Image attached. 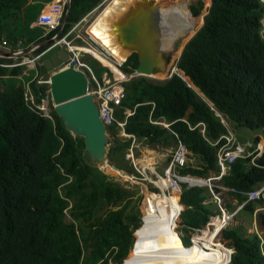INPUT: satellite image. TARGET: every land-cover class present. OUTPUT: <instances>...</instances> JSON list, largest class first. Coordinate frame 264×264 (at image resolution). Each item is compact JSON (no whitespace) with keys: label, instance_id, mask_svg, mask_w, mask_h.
<instances>
[{"label":"trees","instance_id":"obj_1","mask_svg":"<svg viewBox=\"0 0 264 264\" xmlns=\"http://www.w3.org/2000/svg\"><path fill=\"white\" fill-rule=\"evenodd\" d=\"M52 1L0 0V46L7 45L12 55L20 44L30 48L51 41L56 34L45 37L44 33L54 21L46 16L42 19L45 31L33 26ZM103 1L73 0L64 35ZM191 9L195 17L207 10L210 14L182 55L180 50L201 22L195 21L187 28L182 47L173 52L180 45L172 44L173 50L169 46L174 54L168 57L167 74L177 66L205 100L176 74L162 83L145 77L125 82L126 99L108 128L116 137L119 123L126 122L124 132L131 136L115 138L109 149L112 163L120 170L138 176L120 160L133 149L135 141L153 148H175L181 143L200 160L198 167L179 168L181 175L217 177L220 147L213 144L229 136L222 118L228 124L261 131L264 137V3L203 0ZM60 11L57 7L52 13ZM47 50L43 45L37 53ZM7 63L15 65V60L0 59V264H128L130 261H125L130 252L132 257L136 253L130 264H174V256L159 249L154 239L153 228L146 220L150 213L144 202L139 205L138 190L120 185L91 166L85 159L88 154L84 140L67 132L54 110V122L32 110L25 99V84L33 82L31 90L39 103L48 85L34 81L35 73L21 79L26 68L2 67ZM87 64L98 79L104 74L117 79L111 67L99 58ZM138 65L134 53L122 71L133 74ZM40 69L47 73L45 67ZM259 142L257 137L255 145ZM225 144V140L220 142V146ZM153 165L154 161L149 160L142 169L155 173ZM154 183L161 193L172 185L161 176ZM263 184L264 152L255 166L252 159L238 160L220 181L222 187L240 193L254 191ZM182 189L179 194L175 186L172 199L183 225L185 250L197 253L187 260L191 258L194 264H230L232 258L231 264H264L263 239L246 234L243 228L225 231L223 237L230 242L229 248L224 252L217 249L216 242L227 225L223 218H214L210 223L213 228L209 225L203 235L196 236L195 249L190 248L189 234L206 227L219 212L207 205L213 197L208 189L186 185ZM149 191L154 197L159 194L154 186ZM231 196L240 204L246 201L240 195ZM258 204L264 209V201H260L249 204L242 213L253 218ZM67 217L71 222H66ZM260 217L264 227V214ZM174 237L180 241L176 234Z\"/></svg>","mask_w":264,"mask_h":264},{"label":"rangeland","instance_id":"obj_2","mask_svg":"<svg viewBox=\"0 0 264 264\" xmlns=\"http://www.w3.org/2000/svg\"><path fill=\"white\" fill-rule=\"evenodd\" d=\"M201 1H203V0H162L161 7L170 8V7L178 6V5L183 4V3H189L190 7H192L193 5L200 4ZM205 1H207V0H205ZM64 2H65V0H53L48 6L51 8V7H55L56 5H63ZM211 4H212V1H210L209 5H211ZM144 6L150 8V9H153L155 11H157V10L160 11L161 10V7H158L156 5H154L153 7H150L149 5L146 6V4H145ZM50 8H48V11L52 10ZM106 8L103 10V12L106 10ZM100 11H98L94 16L90 17L89 21L91 22V21H94L95 18L97 19L103 13L102 12L100 14ZM207 14H208V10L203 12V14L200 17H197L198 19L202 18V22L198 25L197 29H199L201 27L202 23L204 22L205 16ZM58 16H59V13H57V14L56 13H51L48 16H46V18H47L48 21L50 19V22L54 21L56 23V21L58 20ZM40 19L38 21V24L33 26V28H41V27H39ZM94 23H95V21H94ZM94 23H92V24H94ZM92 24H91V26H92ZM87 26H83L81 29H79V31H77V33L69 39V42H72V43H74V45H76L78 47H81V48H89L90 46H93L94 44H92L87 37L83 38L82 44L80 43V40L78 39V36L81 33H85L83 31V29L85 27H87ZM46 33H47V30L45 31L44 36H45ZM194 33H195V31L193 32V34ZM88 35H89V31H88ZM91 36L95 37L94 34H92ZM62 39H65V38H62ZM0 48H4V47L0 46ZM32 48L28 49L25 46L23 48H20L18 53L30 52ZM59 50L60 49H57L56 51H54L53 53L48 55L44 60H42L39 63H33L34 58L38 57V53H37L38 50H37L35 53L32 54V57L24 56V57L20 58L19 60H15V63H14L15 65H9V63H7L6 66H18V67H15V68H19V67L26 68V71H24L23 75L20 77L23 80L26 78V76L29 77L33 73H35V75H36L35 79L36 80H41L42 82L46 83V82H48L51 74H49L48 72L46 74H43L41 69H39V68H43L42 67L43 62L46 59L50 58L55 53H57ZM16 51H18V50H16ZM130 52L131 51H129V54H130ZM180 52H181V50H180ZM173 54L174 53H168V54H166V56L170 57ZM91 55H95L97 58H99L100 61H102V63L104 65H109L111 67V70L114 73L113 75L115 77H117V79H114V80L121 79L123 77V74L130 75V76L134 75V73L133 74H128V73L123 72L122 71V67H116V65H115V63L113 61H111L108 58H105V56L102 55V53L96 48L89 49L88 53H86V54H84L82 56V58H81L82 63L86 64V63H88L89 60L93 59V57H91ZM106 55L109 56L113 60V58L107 52H106ZM3 59H5V58H3ZM8 60H12V59H8ZM115 62H117V61H115ZM8 69H14V68H8ZM156 76H157V78L159 80H154V81L160 82V83L165 82V80L168 78L167 71H165V72L158 71ZM51 122H54V120L51 121ZM118 128H119V130H118V134H117L116 137L111 136V134L109 133V145H108L109 149L111 147H113L115 138H119V139H122V140H124L125 138H129V137H126L124 135V130H123L122 127L119 126ZM227 128H228V131H229V136L231 135L230 131H233V135H234V137H236V139L238 141V144L243 146V147L248 145V144H250L251 146L256 148L258 146V145H255V139L257 137H259V139L261 141V144H263V146H264V137H263V134L261 133V131L253 132V131H250V130L245 129V128H240V127L236 126L235 124H233L232 122H229V124L227 123ZM132 148H133V152H132V150L131 151H126L125 158H121L122 157L121 156L120 160L122 161L124 166L132 167L138 173V176L135 173L134 174H130L127 171L119 169L120 170V174L122 176H120V175L114 176L113 177L114 181H116L117 183H119L120 185H122L124 187L138 190L137 198H138L139 205L142 202H144L146 208L149 210L150 216L147 217L146 220H147L148 224L153 228L154 235H155L154 239L155 240L157 239L159 241V248L160 249H164L162 244H160L161 241H160L159 233H158V231H157V229H156V227H155V225H154V223L152 221L153 220L152 219V213H153V211H155L156 213H158L161 216L160 220H162L161 225H162V228H164V235L166 236V238H168V239H170V240H172L174 242V244L176 245V250H177L178 254L180 256H182V258H183V260H180V262L176 261L174 264H180V263H182V264H194L192 262L191 258L189 260H187V258L190 257V256H194L193 254L195 253V255H196L197 253L196 252L187 253L189 251L183 250V247H184V249H187V248L184 246V242L182 240V236L179 234V232L181 233V226L183 227V225L181 224L182 223L181 222V218L178 217V212L175 211L173 208H171V206L168 205V202H166V212L167 213H164L163 210L159 211L157 209L158 205H157V200L156 199L160 196L161 191H160V188L154 183L155 180H156V174L148 170V171H146L147 176H145V175H143V169H142L143 165L147 161L153 160L154 161V165L153 166L155 168V171L158 174L162 175L161 177H163L164 174H165V171L167 170V168L169 166L170 159H172V156H173V154H174V152L176 150V147L175 148H162V147L153 148V147L147 145L145 142H136L135 141ZM85 159H86V161L88 160L87 162L90 161V157L89 156H86ZM190 165L193 166V167H198L200 165L199 158H197L195 156H190ZM214 175L215 174H211V176H210L211 178H208V179L203 178V179H206V180L212 179L214 177ZM125 176H128L130 178H126ZM139 176H141V177H139ZM168 181L170 183H172L170 180H168ZM172 185H173V183H172ZM213 185L214 186H218V185H220V183L219 182H215ZM151 186H154V187H156L159 190V194H158L157 197L152 196V194L150 193L149 190H150ZM161 189H162V187H161ZM173 190H174V186H173V189H172L170 195H168V193L165 192V196L167 198H170L172 196L171 194H173ZM219 192H221V191L219 190ZM220 198H221V204L214 197H212V200H210L207 203V205H211V209H212L213 212H215V213L219 212L218 216H215V218L216 217L222 218V214H221V211H220V206L223 207L225 205V210H226L227 213L228 212L232 213L233 211H235V212L238 211L237 210L238 206L233 208V206L229 203V199H228L227 194L223 193V195H221ZM144 199H145V201H144ZM165 200L166 199L164 197V201ZM159 201H160V199H159ZM229 208H231V210H229ZM257 209H262V211L258 214V217H257V231L260 233L259 236L262 237L263 242H264V227L262 225V221H261V217H260L262 214H264L263 206L258 204ZM211 218H213V217H211ZM211 218H210L209 224L212 222ZM66 222L67 223L71 222V219L69 217H67L66 218ZM255 223H256L255 215H254L253 218H251L249 216V214L239 213L237 215L236 219L234 220L233 224L231 225V227H229L228 229L243 228L244 232L246 234L257 235V233L255 232ZM208 225H207V227H208ZM207 227L206 228L204 227L203 229H201V233L205 229H207ZM174 234H176L178 236V238H180V241L174 237ZM194 235H197V232ZM189 237L192 238V234H189ZM181 242L183 244V247H182ZM229 244H230V242L226 241L224 239V237H223V233H221L220 234V238L216 242L217 249L221 250L222 252H224L227 248H229ZM189 245H190V243H189ZM189 245H187V246H189ZM155 246H156V244H155ZM190 248L193 249V247H190ZM130 253H129V256L127 257V259H126V262L130 261V263H131L132 261H134V259L136 257V253L133 256L134 258L130 255ZM197 256H199V255H197ZM177 259H179V258H177ZM130 263H128V264H130Z\"/></svg>","mask_w":264,"mask_h":264},{"label":"water","instance_id":"obj_3","mask_svg":"<svg viewBox=\"0 0 264 264\" xmlns=\"http://www.w3.org/2000/svg\"><path fill=\"white\" fill-rule=\"evenodd\" d=\"M211 6H213V1ZM71 10L72 6L69 7L65 24H67ZM160 14L162 13L158 10L155 11L142 6L136 11L133 10L129 17L120 25V42L125 49L131 51L127 60L134 53L138 55L139 59V65L134 75H126L129 80L140 77L159 80L155 77L157 72L167 71L168 57L158 53L156 47V24L158 23V16ZM209 14L210 12L205 16L201 27L204 25L206 17ZM197 32L186 42L185 47ZM43 45L49 47L55 45V41L52 40ZM185 47L181 50L180 55H182ZM22 56L0 53V58L5 59L18 60ZM71 59L68 49L61 48L57 53L43 62V67L51 74L48 86L55 105L54 111L62 120L67 132L75 138L84 140L86 153L90 157L89 164L96 167L108 178L118 176L120 175V170L110 159L108 128L101 119L95 97L90 93L89 78L82 71L76 70V64ZM175 74L181 77L190 88H193L205 100L200 90L188 81L177 66L172 69L165 81L171 79ZM212 109L214 110V108ZM216 115L222 118L220 113L216 112ZM222 119V122L227 125L226 120ZM124 135L131 138L125 132Z\"/></svg>","mask_w":264,"mask_h":264},{"label":"built area","instance_id":"obj_4","mask_svg":"<svg viewBox=\"0 0 264 264\" xmlns=\"http://www.w3.org/2000/svg\"><path fill=\"white\" fill-rule=\"evenodd\" d=\"M113 0H106L104 3L107 4V6L109 4L112 3ZM264 3V0H261ZM103 3V5H104ZM72 4V0H65L63 5H56L55 7H51L50 11H47L45 13H43V15L41 16L40 22H39V26L43 28V26L41 25V21L42 19L51 14L53 11H55V9L58 7L61 9L59 16H58V20L56 21V23L54 24H50L49 26H47V34L46 37L56 33L57 35L53 38V40L55 41V45L50 47V49L45 52L44 54L34 58L33 63H39L41 62L46 56H48L49 54L53 53L54 51H56L59 48H66L68 49V52L71 54V60L73 63L76 64V70L78 71H82L83 73H85L90 81V87L89 90L91 91L90 93L95 97L96 102L98 104L99 110H100V114H101V119L103 120L105 126L107 128H109L110 126H112L115 122V112L116 110L122 106L123 101L126 99V91L124 88V83L128 82L129 79L126 77L125 74H123V77L119 80H114V78H110L107 74H104L102 77V79H98L97 77L94 76L91 68L88 66V64L86 63H82L81 58L84 54L88 53L89 49H98L104 56L105 58L110 59L111 61H113L109 56L106 55V50L102 49L97 42L95 41V39L91 36L88 35V31L91 28V24L94 23V21H96V18L94 19V21H89L90 17L94 16L98 10L103 6L101 5L100 7H98L97 9H95L93 12H91L86 18H84V20L82 22H80L79 24H77L71 32H69L68 34H66L64 37V30H65V23H64V18L67 14L68 8L71 6ZM88 25V26H87ZM83 26H87L83 29V31L85 33H81L78 36V39L80 40V43L82 44L83 42V38H88L89 41L94 44L93 46H90L89 48H81L78 47L76 45H74V43L69 42V39L74 36L77 31H79V29H81ZM264 34V32H263ZM65 38V39H62ZM7 46V45H5ZM23 44H20L19 46V50L20 48H23ZM39 49L38 46H34L31 51L27 54H30V57H32V54L35 53L37 50ZM18 54H23L24 56L26 55L25 52H21ZM93 57H95V55H91ZM116 65V67H123V65L126 63V61H124L123 63H117L115 61H113ZM1 66V65H0ZM21 66V65H20ZM4 68H15L18 66H2ZM36 71V70H35ZM30 77V76H29ZM34 81H38L39 85H48V82L44 83L41 80H34ZM31 83L33 82H28L25 84V99L27 101L28 106L39 113L40 116H42L43 118L53 121V117L51 112L55 109V105L52 101V96L50 93V90L48 89L45 93V95L41 98L40 103L38 102V98L36 97V95L31 91ZM128 115H131V113H128ZM159 125L164 126L165 128L169 129L170 124L167 123H156ZM126 125V122L124 123H119V126L123 128ZM222 140H225L226 144L223 146H220V142ZM213 146H217V148H219L218 150V155H217V166L219 168V173L216 175L217 177H214L213 179H202L196 176H191V175H181L178 172L179 168H184L186 166L189 165L190 163V156L192 155L187 149L186 147L179 143L178 145H176V150L172 156V159H170V163L169 166L167 168V170L165 171L164 174V178H167L168 180H170L173 185L170 186V188H168L166 190V192L168 193V195H170L173 186H178L179 190L177 191V193H181L182 192V187L183 185H186L188 188H192V187H203L206 188L208 190H210V192L212 193V195L220 202L221 204V199L219 197V193H216L215 191H222L224 193L227 194H237L242 196L243 198H245V202H243L241 204V206L238 207V211L236 213L233 214H229L226 213L221 206H220V210L222 212V218L223 221L226 220L227 225L223 228L224 229H228L230 226V223L232 220H234V218L237 216V214L240 211H243L245 209L246 206H248L251 203H257L260 201H264V184L251 192L248 193H239L236 192L234 190H229L227 188H224L222 186H214L213 184L215 182H220L222 180L223 177L227 176L231 166H233L234 164L237 163L238 160H247V159H253L252 163L255 166V160H257L259 157H261L263 155V149H261L259 146L251 152V150L253 149V146H251L250 144L246 145V146H241L239 144H237L236 139L233 135L227 136V137H223L221 138V140L219 139L217 142H215L213 144ZM133 152V149H132ZM146 171L148 170H143V175L147 176ZM156 174V179H158L160 176V174H158L157 172H155ZM178 194V195H179ZM262 211V210H261ZM264 211V209H263ZM156 213L153 212V215H155ZM214 220V218H211V221ZM225 222V223H226ZM211 227V224H209ZM208 227V228H210ZM213 228V227H211ZM200 231H197V233H199ZM203 234V233H201ZM195 236H199V235H195ZM194 241V239H193Z\"/></svg>","mask_w":264,"mask_h":264},{"label":"bare ground","instance_id":"obj_5","mask_svg":"<svg viewBox=\"0 0 264 264\" xmlns=\"http://www.w3.org/2000/svg\"><path fill=\"white\" fill-rule=\"evenodd\" d=\"M161 3L162 0H114L111 4H109L106 10L96 19V22L92 24L91 29L89 30V36L94 34L95 37H91H93L95 41L104 50H106V52L113 58V60L117 61L118 63H123L127 60L129 56V51L125 49L120 42V25H122V23L129 17L130 13L133 10L136 11L139 7H142L145 4L146 6L149 5L150 7H153L154 5L161 7ZM160 11L162 14L158 16L159 20L156 24V47L158 53L166 55L168 53H171L170 48L173 50L172 44L174 45L175 43L178 46L181 42L183 43L182 39L185 38V32L187 28L191 26L194 21L202 22V18L198 19L197 17H194L189 3H183L170 8L161 7ZM197 30L198 29H196L195 33L197 32ZM194 34H191L189 39ZM185 44L183 45V47L181 46L182 44L178 46V49L180 47H182L183 49L185 47ZM176 50L177 48L174 49L173 52H175ZM155 77L157 78L156 75ZM260 148L263 149L261 144ZM120 176L122 175L120 174ZM171 197L169 198L170 200ZM165 199L169 201L167 197H165ZM156 200L158 205L157 209L159 211L163 210L164 213H167L166 200L164 201V194L161 193ZM153 212L156 213L155 211ZM160 218L161 216L158 213H156L155 215H153L152 213V221L159 233L161 241L160 244H162L166 253H169L174 256V261H178L177 258H179V260H183L182 256L178 254L174 242L166 238V236L164 235V228H162V220H160ZM192 247L194 250L195 245H193ZM183 250L185 249L183 248ZM189 250L190 249L186 251Z\"/></svg>","mask_w":264,"mask_h":264},{"label":"clouds","instance_id":"obj_6","mask_svg":"<svg viewBox=\"0 0 264 264\" xmlns=\"http://www.w3.org/2000/svg\"><path fill=\"white\" fill-rule=\"evenodd\" d=\"M105 1H106V0H105ZM105 1H103V3H104ZM72 2H73V0H72ZM103 3H102L101 5H103ZM101 5H100V6H101ZM71 6H72V4H71ZM100 6H99V7H100ZM106 7H107V4L103 5V6L98 10V11L101 10V11H100V14L103 12V10H104ZM48 8H50V7H48ZM48 8H47L43 13L47 12V11H48ZM97 8H98V7H97ZM97 8H96V9H97ZM68 12H69V8H68V11H67L66 16L68 15ZM92 12H93V11H92ZM209 12H210V11H209ZM100 14H99V15H100ZM99 15H98V16H99ZM66 16H65V17H66ZM83 20H84V19H83ZM83 20H82V21H83ZM82 21H81V22H82ZM64 23H65V20H64ZM65 25H66V24H65ZM46 34H47V33H46ZM46 34H45V37H46ZM54 34H56V33H54ZM56 35H57V34H56ZM56 35H55V36H56ZM49 36H50V35H49ZM64 36H65V35H63V37H64ZM47 37H48V36H47ZM52 40H53V39H52ZM52 40H51V41H52ZM48 42H50V41H48ZM48 42H47V43H48ZM34 46H36V45H33V46H31L30 48H32V47H34ZM40 46L43 47V45H40ZM40 46H38L39 49L41 48ZM52 46H54V45H52ZM52 46L47 47L48 50H49L50 47H52ZM3 47H4V46H3ZM5 47H6V46H5ZM24 47H25V46H24ZM26 48H27V47H26ZM30 48H28V49H30ZM39 49H38V51H39ZM59 49H61V48H59ZM48 50H47V51H48ZM47 51H46V52H47ZM18 52H19V50H18ZM18 52L15 53V54H18ZM27 53H29V52H27ZM27 53H26L25 56H29V57H30V54H27ZM44 53H45V52H44ZM44 53H43V54H44ZM3 54H5V53H3ZM15 54H12V55H15ZM9 55H11V54H9ZM18 55H23V54H18ZM41 55H42V54H41ZM49 55H50V54H49ZM38 56H40V55H38ZM22 57H24V55H23ZM22 57H21V58H22ZM46 57H47V56H46ZM46 57H45V58H46ZM91 57H93V56H91ZM95 57H96V56H95ZM95 57H93V58H95ZM45 58H44V59H45ZM1 59H2V58H1ZM10 59H11V58H10ZM44 59H43V60H44ZM12 60H16V59H12ZM18 60H19V59H18ZM126 62H127V61H126ZM42 67H43V65H42ZM39 69H40V68H39ZM102 77H103V76H102ZM48 81H49V80H48ZM48 89H49V86H48ZM225 126H227V125H225ZM258 146L260 147V144H258ZM258 146H257V147H258ZM257 147H256V148H257ZM256 148L253 147L252 150L254 151ZM252 150H251V152H252ZM263 152H264V146H263ZM261 157H262V156H261ZM261 157H259V158H261ZM259 158H258V159H259ZM252 160H253V159H252ZM255 161H256V160H255ZM254 163H255V162H254ZM252 165H253V163H252ZM199 178H200V177H199ZM213 178H214V177H213ZM213 178H212V179H213ZM202 179H203V178H202ZM219 183H220V182H219ZM219 186H221V185H219ZM229 190H230V189H229ZM209 191H210V190H209ZM234 191H235V190H234ZM223 193H224V192H222V191L219 192V197H220ZM239 193H240V192H239ZM225 194H227V193H225ZM211 195H212V194H211ZM227 196H228V198H229V202L232 201L231 198L234 199V198L231 196V194H227ZM213 197H214V196H213ZM214 198H215V197H214ZM215 199H216V198H215ZM220 199H221V198H220ZM216 200H217V199H216ZM234 200H235V199H234ZM217 201H218V200H217ZM236 201H237V200H236ZM238 203H239V202H238ZM239 206H241L240 203L238 204V207H239ZM236 207H237V206H236ZM222 208L225 210V205H224ZM226 209H227V208H226ZM227 210H228V209H227ZM237 210H239V209H237ZM220 211H221V210H220ZM243 211H244V210H243ZM243 211H240L239 213H242ZM225 212H226V211H225ZM233 212H234V211H233ZM233 212H232V213H233ZM226 213H227V212H226ZM228 213H229V214H232V213H230V212H228ZM234 213H236V212H234ZM239 213H238V214H239ZM221 214H222V212H221ZM238 214H237V215H238ZM179 217H180V216H179ZM236 217H237V216H236ZM236 217L234 218V220L236 219ZM213 218H215V217H213ZM216 218H218V217H216ZM234 220L231 221L230 226L233 224ZM208 224H209V223H208ZM208 224H207V225H208ZM230 226H229V227H230ZM206 227H207V226H206ZM206 227H205V228H206ZM227 230H229V229H224V230L222 229L221 233L224 234V232L227 231ZM197 231H200L199 233H197V235H199V236L203 235V234H201V230H194V232H193V234H192V238H191V240H190L192 246L194 245V241H193V239L196 237L194 234H195ZM179 234H180V232H179ZM180 235H181V234H180ZM193 235H194V236H193ZM257 235H258V234H257ZM231 263H232V262H230V264H231Z\"/></svg>","mask_w":264,"mask_h":264},{"label":"crops","instance_id":"obj_7","mask_svg":"<svg viewBox=\"0 0 264 264\" xmlns=\"http://www.w3.org/2000/svg\"><path fill=\"white\" fill-rule=\"evenodd\" d=\"M96 22V21H95ZM3 49V52L5 53V54H10V52H11V50H10V48H8L7 46L5 47L4 46V48H2ZM231 132V135H233V131H230ZM234 136V135H233ZM235 139H236V137H235ZM236 142H237V144H238V141H237V139H236ZM259 144H261V141L259 142ZM261 146H262V148H263V144H261ZM175 187V186H174ZM164 192V191H163ZM164 194V197H166L165 196V193H163ZM173 195V194H172ZM223 195V194H222ZM169 201H167L166 200V202H170V203H168V205H170L171 206V208H173V204H174V202H173V199H172V197H171V200L169 199V198H167ZM229 199V198H228ZM231 202H229L232 206H233V208L234 207H236V206H238V201H236V200H234V199H232L231 198ZM168 209V208H167ZM169 210V209H168ZM261 210L262 209H257V211H256V213H255V217H256V223H255V232L258 234V235H260V233L257 231V217H258V214L261 212ZM235 212V211H234ZM233 212V213H234ZM232 213V214H233ZM178 217H179V214H178ZM231 227V226H230ZM181 234V236H183V233H180ZM262 238V237H261Z\"/></svg>","mask_w":264,"mask_h":264},{"label":"flooded vegetation","instance_id":"obj_8","mask_svg":"<svg viewBox=\"0 0 264 264\" xmlns=\"http://www.w3.org/2000/svg\"><path fill=\"white\" fill-rule=\"evenodd\" d=\"M192 162V161H191ZM189 165H190V163H189Z\"/></svg>","mask_w":264,"mask_h":264}]
</instances>
